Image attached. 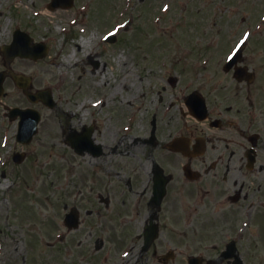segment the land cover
Returning <instances> with one entry per match:
<instances>
[{
	"label": "rangeland",
	"instance_id": "rangeland-1",
	"mask_svg": "<svg viewBox=\"0 0 264 264\" xmlns=\"http://www.w3.org/2000/svg\"><path fill=\"white\" fill-rule=\"evenodd\" d=\"M19 1L0 0V48L18 24L27 30L33 41L44 42L49 47L43 59H14L11 67L31 75L37 88L50 87L56 105L54 108L36 106L43 119L37 136L26 146L14 140L15 124H9L3 118L4 110L0 105V129L4 131L0 152L4 155L16 150L27 153L26 161L20 164L12 161L7 165L0 164V264H98V258L105 250V245L95 249L99 238L108 246L107 264H121L124 260L126 264H187L182 254L167 263L160 262L150 253L142 252L134 240L149 212L133 206V202L141 196L134 189L146 187L147 194L150 192L145 179L151 161L146 159L149 148L144 147L143 142L149 134L151 106L159 95L164 97L162 102H157L158 139L166 140L181 132L189 136L198 134L199 124L190 115H183L184 96L188 89L197 88L206 78H211L208 81L212 84L226 82L230 75L219 70L218 62L225 61L243 37L248 41L243 52L244 63L263 78L264 27L260 32L258 29L264 25V0H90L86 11L79 8L87 2L82 4L84 0H78L74 8L53 14L42 9L44 0ZM73 15L87 23L83 37H90L88 45L78 44L81 34L69 31ZM121 18L125 19L123 29ZM108 29H116V43H110L107 48L98 47V39ZM72 52L74 55L68 60ZM163 57L168 61V68L161 69L158 63ZM202 58L211 61L205 64ZM95 62L100 65L97 67ZM3 69L0 51V71ZM162 74L166 78L169 74L176 75L180 82L172 89L168 85L164 87L166 82ZM122 80L128 88L113 93L119 85L124 88ZM4 84L12 94L6 98L8 105H30L26 99H21L23 96L20 98L9 79ZM256 87H264V84L259 81ZM135 94L137 98L128 106L125 99ZM99 96H105L106 103L102 109H93L91 116L86 103L88 100L96 103ZM170 101L172 108L167 115H161V109ZM133 107L137 111L135 127L126 131L120 144L123 149L119 148L124 150V155L108 156V162L101 160L105 171L97 170L103 175L106 187L113 189L110 191L112 206L108 210L102 206L98 208L91 196L94 193L89 191V184L95 186L90 170H95L96 163L87 162L90 156L86 154H76L65 137L100 118L104 122L99 126L103 130L111 127L113 132L114 125L118 127L124 123L128 110ZM0 135L3 136V132ZM114 137L115 131L106 141L111 143L115 141ZM137 143L139 151L130 146ZM132 166L138 167V173L131 172ZM119 190L124 191L122 196L118 195ZM72 204L82 209V223L78 229L69 230L62 219ZM233 205L230 210L240 214V202ZM261 209L259 206L254 211L261 212ZM88 213L92 215L88 216ZM169 215L165 212L166 217ZM119 217L124 218L122 227ZM254 217L256 224L248 223V236L255 232L256 237L264 239V218ZM162 224L163 233L157 243H161L160 248H171L176 243L168 242L172 241L169 228L164 225V220ZM124 227H128V233L133 235L127 242L133 246L128 256L126 252L130 246L121 251L124 241L117 238L120 228ZM184 228L187 230L188 226ZM175 236L183 237V233L178 232ZM178 244L186 247L187 252L200 247L194 243ZM260 256L264 260V251ZM254 261L259 262L258 259Z\"/></svg>",
	"mask_w": 264,
	"mask_h": 264
},
{
	"label": "flooded vegetation",
	"instance_id": "flooded-vegetation-1",
	"mask_svg": "<svg viewBox=\"0 0 264 264\" xmlns=\"http://www.w3.org/2000/svg\"><path fill=\"white\" fill-rule=\"evenodd\" d=\"M244 62L243 57L240 65H246L255 73L254 77L238 79L234 76V70L230 69L223 71V74L230 75L224 83L212 84L208 81L211 78H206L199 82L197 88L188 89L198 93L203 105L204 113L197 119L199 131L196 135L204 142L201 155L188 157L168 150L165 144L172 135L166 140L158 139L159 119L156 109L157 102H162L164 97L159 95L151 108V119L153 117L155 120L156 143L148 146L147 158L151 160V167L149 174L146 172L145 182L149 184L150 192L147 194L145 188L137 201L133 202V206L148 209V213L156 208L151 197L157 182L156 168L160 165L168 180L164 195L159 199V208L154 211L159 234L148 249L144 251L141 248L142 252L150 253L153 258L161 260V256L169 250L175 252L180 246L178 242L199 244L200 247L194 252H187L184 247L177 255H198L201 261L220 260L218 264H230L235 259H240L242 264L251 263L252 259L260 258L261 251H264L263 237L248 236L246 229L249 226L246 229L239 227L243 221H251L250 225L256 224L252 215L250 219L244 216L247 208L253 212L254 208L260 206L263 208L261 212L264 218V87H256L259 81L264 84V77L260 78L256 70ZM175 80L172 85L167 78L164 79L170 88L180 82L178 77ZM168 105L166 103L161 109V115H167ZM90 114L93 116L94 112L90 110ZM103 122V118L90 122L93 126L92 137L95 131H99L98 137L93 141L99 145L97 148L100 152L97 155L89 152L98 159L99 169H103L101 158L108 157L111 148L105 141L108 133L99 126ZM116 137L119 139V132ZM193 144L194 140L191 141V146ZM116 149L118 151V144L112 148L113 151ZM94 181L95 186H91L89 191L94 193L91 196L95 198V206L109 207L111 202L108 195L103 197L100 192L96 195L95 188L103 187L102 177L99 176ZM236 202H240V214L230 210ZM165 212L170 215L166 217ZM135 214L138 215L137 212ZM148 218L147 216L135 233V241L140 246L144 242V224ZM162 220L171 235L172 241L168 242L176 243L167 249L160 248L161 243H157L161 232L163 233ZM185 225L188 226L187 230ZM178 232L183 233V237L177 238L175 235ZM126 236V232L122 233V237Z\"/></svg>",
	"mask_w": 264,
	"mask_h": 264
},
{
	"label": "water",
	"instance_id": "water-1",
	"mask_svg": "<svg viewBox=\"0 0 264 264\" xmlns=\"http://www.w3.org/2000/svg\"><path fill=\"white\" fill-rule=\"evenodd\" d=\"M16 38H17V34H16ZM17 39H15L13 47L9 49L8 46H5L3 48V52L6 56V59L9 60L13 57L14 54H16L17 52H19L20 54L22 53V50L20 49L21 47L18 45ZM29 55H32L34 58H37V55H33V54H29ZM40 56V55H39ZM2 78H3V74L0 73V84H1V81H2ZM14 78H15V81L16 83L19 85V86H24L25 84H23L24 82L22 81V78H20V76H16L14 75ZM42 100L45 102V103H49L51 105V95L49 93V91H44L43 92V97H42ZM80 139L79 136H72L71 138H69V140L72 142V145L76 147V149H78L79 151H82L83 146H84V142H85V139L83 140H78Z\"/></svg>",
	"mask_w": 264,
	"mask_h": 264
},
{
	"label": "bare ground",
	"instance_id": "bare-ground-1",
	"mask_svg": "<svg viewBox=\"0 0 264 264\" xmlns=\"http://www.w3.org/2000/svg\"><path fill=\"white\" fill-rule=\"evenodd\" d=\"M89 41H91L90 37L88 39L86 38L84 40H81L78 44H81L82 46H85L86 44L87 45L89 44ZM78 47H79V50H80L81 46L78 45ZM73 55H74V52H72L70 54V56L68 57V60H71V58L73 57ZM124 82L125 81L122 80V83H121L124 88H122L121 85H119V86H117V87L114 88L113 93H116V92L120 91V89H127L128 87L124 84Z\"/></svg>",
	"mask_w": 264,
	"mask_h": 264
},
{
	"label": "snow or ice",
	"instance_id": "snow-or-ice-1",
	"mask_svg": "<svg viewBox=\"0 0 264 264\" xmlns=\"http://www.w3.org/2000/svg\"><path fill=\"white\" fill-rule=\"evenodd\" d=\"M241 43H243V41H241ZM237 47H239V45H237Z\"/></svg>",
	"mask_w": 264,
	"mask_h": 264
}]
</instances>
